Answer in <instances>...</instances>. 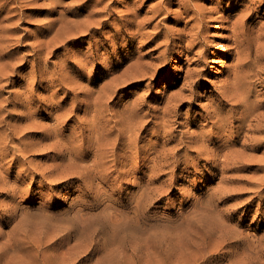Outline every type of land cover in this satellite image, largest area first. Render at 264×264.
Segmentation results:
<instances>
[{"label": "rangeland", "instance_id": "374dc122", "mask_svg": "<svg viewBox=\"0 0 264 264\" xmlns=\"http://www.w3.org/2000/svg\"><path fill=\"white\" fill-rule=\"evenodd\" d=\"M6 1L7 0H0V63L6 64L7 62L6 70L8 73L7 77L3 76L0 83V104L3 107L0 116H5V118H7L6 121L10 120L9 122H11L12 126L8 121H5L7 124L4 122L1 131L3 128L4 130L7 129L8 131L3 130V132L9 133L10 135L12 134L11 130L16 128L19 131L15 134L16 136H13H15V138L20 136L21 140L9 142L12 146V150L8 153L9 155H4V157L6 156L5 158L2 157L0 170L3 172H7L8 170V176L12 179L15 178L18 174V168H20L24 161L20 159L19 162V160L15 159L14 150L20 148L22 144L25 146L28 140L29 144L27 143V146L29 149L33 148L30 144L33 143L36 145V147H34L38 148L41 143L40 140H42L43 137L42 125L47 126V123L49 124L51 120L50 117H44V115H46L45 106L39 112H32L34 111L33 105L39 103L37 100L38 96L39 98L47 96L48 100H45L46 103H44V105H46L60 99L63 95L62 92L58 93V95H55L52 99L50 96L56 87L47 89L46 79L40 80L41 77H38L35 81L36 83H32V87H30L32 79L30 71H32V66L34 64L36 65L37 74L39 75L47 60L50 61V63L54 61L63 62L65 58H69L77 51V53H75L76 55H73L74 57L71 56V58H69L71 63H76L73 60L75 59L76 61V56L79 59L83 56L85 57V52L95 50L96 45H100L101 42H106L107 45L112 46H110V48L96 50L99 55L94 60V64L91 61H88L87 65L84 64V68H86L84 69V78H82L84 83H87V81L94 76L96 79L95 87L97 88L104 82L107 83L114 75L121 74L129 64L136 61L152 65L151 68L153 71H151L155 72L151 80L149 77H144L120 85V90L115 93L114 97L110 98V107L117 110L119 114L117 115L116 112L113 118L116 119L119 117L120 123L123 121L127 123L128 120L126 119H128V117L126 118V116L129 115L128 113L132 110L131 108L137 105L138 107H135L137 114L140 115L141 113L140 116H143L145 115H142L144 111L146 114H153L152 117L154 122H152L156 125L154 128L155 130L153 129L154 132L149 131L150 133L141 143L149 142L151 137L152 140L154 139V141H156L157 139L158 142H162L166 147L168 146V148L176 150V148L188 146L192 141H188L192 134L196 137V142L199 138V143L193 140V143L191 142L192 144L189 145L191 147L193 145V148L190 147L189 149H195V153H191V151L189 153L190 158L194 161L193 164L185 163V156H182V163L180 162L179 169L176 170L173 175L169 167H165L159 172L169 171L166 174H160V176L155 177L156 180L153 184L158 188L164 180H167V182L163 184V187L155 192L154 198L155 196L156 198L153 199L154 203H152L151 207L153 220L155 223L157 221L156 226L158 228L156 227L155 230L152 231L153 235L151 239L137 249L138 255L136 258L134 257V260H132L133 256L130 255L131 250L126 253V255L131 258L130 264H264V193L260 195L259 198L253 197V195H256L255 192L258 190L261 179L264 177V142L262 144V141L256 139H254V141L251 139L253 141H246L248 146H245V141L240 138L239 134V136L236 134L238 132L235 129H233V132L232 130H227V133L220 132V130L215 128L213 122L218 120V117L212 115L211 109L213 102L218 98L219 91L217 92V90L221 87L220 85H223L224 80H229L231 74H234V71L237 69L233 63L236 64V59H238V57L248 53L246 56H250V59H247L251 61V63H246L243 68L245 69L247 67L245 69L246 71H248L249 68L251 70L247 72V76L250 74L248 80L254 87L251 100L253 102L256 101L254 103H261L258 105L264 110V84H261V79L263 78L262 80H264V71H261L264 70V51L261 49H264V47L257 46L262 40L264 42V38H262L264 36V34H262L264 33V0H182V2L181 0H172L165 5L168 8H165V11L164 9L158 11L159 8L157 5L165 3L166 0H89L88 3L90 6L85 7L78 15L71 13L73 6L75 7L76 5V3L72 5V0H55L56 2L52 0V3H49L50 0ZM110 2L113 14L109 18L111 25L108 26V28L102 29L101 32L92 30L82 35L78 33V36L69 33L68 36L64 35L65 37H62V40H65L64 42L58 44L51 42V47H47L46 51L43 45H38L42 40L50 39L54 37V34L56 35L55 32H58L62 24L61 20H57L61 15L67 16V19L70 17L69 20L74 22L78 21V23H80L90 10L95 7L96 9L100 8V10H102V6ZM157 2L160 3L158 4ZM94 3H96L95 6L93 5ZM52 6H54L53 9H51ZM246 8L250 11L246 10L247 15L245 14L244 16L243 12H245ZM199 12L205 14H200ZM106 15L107 14H102V18ZM98 16L99 15H95L94 17L97 18ZM236 16L239 17L237 18ZM234 20L238 22L242 21L243 23H236ZM51 21H56L53 26L51 25ZM78 23L76 22V24ZM233 24L236 25L234 26ZM47 28L51 29L48 30ZM233 28L235 30L237 28L239 29L235 31ZM239 30L243 31V33L241 31L242 35H239ZM244 31L247 33L245 34ZM72 32H74V29ZM254 34L256 35V39H254ZM257 34H260V37L257 36ZM236 35L241 37V39ZM192 36L194 37L192 38ZM193 39L195 42L191 43ZM166 40H172L173 42L170 46H166L164 45ZM242 41L244 42L242 43ZM263 42L261 45H263ZM243 44L246 47L249 46L247 49H250H245L246 47ZM41 46H43L44 52L53 50L52 52H54V54L52 53L51 55L50 53L47 55V53H45V55H42L44 52L39 49ZM114 48L117 52L114 62H118V65L115 66L116 71L107 69L106 71H102L100 75L97 74V65L107 66L103 58L109 56V52H113ZM165 48L167 49L165 50ZM238 49H243L245 51L242 50L241 55H239L237 53ZM38 50L41 51L39 52ZM250 50H252V53ZM255 51L257 52L255 53ZM38 55H40L41 58H38ZM235 55H238V57ZM44 56L47 58H45L46 60ZM160 57H163L165 61H162ZM254 58L258 61H255ZM89 62L92 65H90ZM78 64L80 65V63ZM258 64L259 66L262 64V66L257 67L256 65ZM7 65H9V67ZM79 65L78 67H80ZM254 66L257 69H255ZM257 70H260V72H257ZM75 73L76 70H73L70 74L75 75ZM196 76L199 78H195ZM187 80H190L188 81L190 84L186 82ZM26 83H28V86L30 84V86L28 87ZM189 85H191V87ZM248 85L249 82L244 84L246 87H248ZM188 86L190 88L193 87L192 90ZM24 93L27 94L25 95ZM180 93L182 95H180ZM28 94H34L37 98L30 97V101H27L24 105L13 104L16 99L18 100L19 97L21 98ZM189 96L191 99H189ZM6 97H8V99ZM211 99H213V101ZM259 99H262L263 102ZM9 102H11L10 105L8 104ZM63 104L69 105L70 100L63 102ZM26 105H29V107ZM172 108L176 110L178 108V115L176 117L171 115ZM89 110L92 111L93 107ZM208 112H211V114ZM26 115H29V118ZM160 115L164 119L160 118ZM108 116H110V114H108ZM36 117V122L34 120L31 121V118L33 119ZM124 117L126 119H124ZM152 117L144 116V118L148 120ZM144 118L142 120L146 121ZM39 119L40 121H37ZM138 120H141L139 116ZM238 122L239 121L235 122V124ZM86 127L89 128V124H87ZM172 127L174 128L173 131ZM9 128L11 130H9ZM188 128L190 129L189 132L187 131ZM204 129L205 131H203ZM183 131L186 132L184 133ZM65 132L64 134L66 137L68 136L67 138L75 136L76 134L71 125L66 127ZM85 133L87 134L88 131L86 130ZM230 135L231 137H228ZM234 135L236 136L234 137ZM22 136H24V141H22ZM180 136L182 138H180ZM26 138L28 140H26ZM38 139L40 140L38 141ZM31 140L33 141L31 142ZM44 140L41 146L53 141L54 138H52L51 141L49 139ZM120 140V152H122L123 149L126 148L128 140L124 138ZM201 143L206 146V152H211V154L215 152V154L219 155V157L215 156V158L217 157V162H221L214 165L215 167L211 164L212 155L206 154V152L203 153V157L201 156L200 160L195 158L196 149ZM236 144L238 148L235 147ZM252 145L258 148L255 149ZM231 147L235 149L234 151H243L245 153L242 157V162L240 161V163H237L240 165L241 163H248L249 167L246 164L245 166H239L236 162L231 163L224 160L223 153L232 150ZM242 147L244 148L243 150L240 149ZM35 148L25 153L27 160H33V158H35L33 160L34 163L33 161L31 163L32 167L39 166L38 164H40L41 167H46L54 163L52 162V158L46 155L44 156L43 151L36 150ZM209 148H211L212 151L209 150ZM182 152L184 153V150H182ZM13 155L14 157L12 158L11 156ZM204 155L207 156V158H205ZM220 155L222 157H220ZM42 158L43 160H41ZM209 158L210 160H208ZM222 163L224 165H222ZM186 166H188L187 169L185 168ZM228 167H230V169ZM222 169H225V173H223L224 170ZM149 172L151 173V171ZM212 173L216 174V176ZM59 175L63 176L65 174ZM68 177L69 176H63L62 180L47 181L46 184L41 185L39 182L35 183L32 180V175H28L22 185V187L25 185L24 187L27 186L26 188H29L27 192L24 193L25 195L23 193H17L16 196L14 195L3 201L4 204H9V206L11 205L13 208L15 207V209H17L14 211L17 216L14 214L15 216L13 215L11 219L8 218L7 222L0 225L2 232L8 231L12 237L20 241H43L42 244H44V246L55 245L53 244L55 239L73 228L71 223H74V218L79 216L76 214L84 208L81 197L78 195L79 193L69 194L67 190L64 192L60 191L59 188H61L62 185L58 187V182L67 180ZM148 178L147 176L146 180ZM170 178L173 181V186L171 185V187L167 184L171 182ZM139 182H141V180L131 176H120V187L122 186V188H120V200L124 199V201H128L125 198L126 196H134L137 192L140 194L139 192H141V189L138 188ZM50 183L53 184L51 185ZM122 193L124 194V198H122ZM250 196H252V200L249 199L251 198ZM2 199H4V196L0 195V200ZM127 204H129V201ZM23 209L24 211H22ZM47 209H49V211ZM101 209L102 206L94 210L84 208L89 214L98 213ZM62 210L66 212L65 215ZM126 210L128 209L120 206V212ZM47 211L48 213H46ZM52 213L54 215H52ZM58 215H62V217H58ZM82 221L83 220H78L79 223ZM2 238L3 237L0 239ZM74 243L75 242H70V245Z\"/></svg>", "mask_w": 264, "mask_h": 264}, {"label": "bare ground", "instance_id": "6f19581e", "mask_svg": "<svg viewBox=\"0 0 264 264\" xmlns=\"http://www.w3.org/2000/svg\"><path fill=\"white\" fill-rule=\"evenodd\" d=\"M8 1L20 2V0H7L6 2H8ZM171 1L172 0H166L165 3L161 2L162 4L157 5V7L159 8L158 11H161L162 9H164V11H165V8H167V6H165V5L168 4L167 2H171ZM6 2H4V3H6ZM72 2H73L72 5L76 3L75 7L73 6V9L71 10V13L74 15L80 14V12L85 7L90 6V4L88 3L89 0H85V1L84 0L83 1L82 0H72ZM181 2H182V0H181ZM49 3H52V0H50ZM185 3H186V1H185ZM55 4H58V3H55ZM93 5L95 6L96 3H94ZM70 6H71V4H70ZM102 7H103L102 10H100V8L96 9V7L93 8L92 10H90L86 14V16H84V19L82 21H80V23H78V21H76L78 24H76V22H74V21L69 20L70 17L67 19V16L61 15V17L58 18L57 20L58 21L61 20L62 24L61 25L59 24L60 27H59L58 32H55L56 35L54 34V37H52L50 39L42 40L40 43H38V45H43L45 47V51H46V48L51 45V42H53L55 44H58L60 42H64L65 40H62V37L64 35L68 36L69 33H71V35L76 36L78 33L82 35V34L89 33L92 30L95 32H101L102 29L108 28V26L111 25L109 22V18L113 14L111 2L105 4ZM157 7H156V9H157ZM53 8H54V6L51 7V9H53ZM154 9H155V7H154ZM216 9H217V7H216ZM246 10H248V9L246 8L245 12H243L244 16L246 14ZM248 11H250V10H248ZM214 12H215V10H214ZM241 12H242V9H241ZM199 13L202 14L203 12H199ZM205 13H203V14H205ZM102 14H107V15L104 16V18H102ZM95 15H99V16L97 18H95L94 17ZM239 15H241V14H239ZM248 15H250V14H248ZM236 17L238 18L239 16H236ZM242 20H245V19H242ZM124 21H125V19H124ZM239 21H240V19H239ZM54 22H56V21H54ZM54 22L51 21L52 26H53ZM235 22L237 23L238 21L236 20ZM64 23H65V25H64ZM238 23L242 24L243 22L241 21ZM50 29H48V30H50ZM73 29H74V32H72ZM197 29H198V27H197ZM238 29L239 28H237L236 30H238ZM261 29H263V28H261ZM241 31L239 30V35L240 34L242 35L243 31H242V33H241ZM250 31H249V33H250ZM182 32H183V30H182ZM197 32H199V31H197ZM244 33H245V31H244ZM249 33H248V35H249ZM256 33H258V32H256ZM180 34H181V31H180ZM262 34H264V33H262ZM189 35L191 36L190 33H189ZM234 36H235V32H234ZM245 36H247V35H245ZM257 36L260 37V34L259 35L257 34ZM7 37H9V36H7ZM193 37L194 36H192V38ZM197 37H199V36H197ZM252 37H249V38H252ZM238 38L241 39V37H238ZM262 38H264V36ZM254 39H256V35H255ZM236 40H238V39H236ZM257 40H258V38H257ZM172 42H173L172 40L171 41L166 40L164 45L170 46V44H172ZM193 42H195L194 39L191 43H193ZM243 42L244 41H242V43ZM253 42L256 43L255 41H253ZM262 42H263V40L257 46H259V47L263 46L264 47V42H263V45H261ZM254 45H256V44H254ZM43 46H41V48H39V49L43 50L44 49ZM110 46H112V45H107L106 42H101L100 45H96L95 50L85 52L86 56L85 57L83 56L84 57V58L82 57L83 59L82 58L79 59L76 56V61H75V59H73L74 62H76V63H73V62L71 63L69 58H71V56H73L75 53H77V51H75V53L72 54L69 58H65L63 60V62L62 61L61 62L60 61L59 62L54 61V62L50 63V61L47 60V61H45L44 67L41 71V74H39V75L37 74L36 65L34 64L32 66V71H30V73L32 74L31 86L29 84L30 87H32V83L34 84V82L36 81V79L38 77H41L40 80L46 79V88L47 89L52 88V87H56L54 92L50 96L51 98L54 97L55 95H58V93H61V92L63 93V95L60 99L44 105V103H46L45 100H48L47 96L46 97L45 96L40 97V98L38 96V98H37L36 96H34V94H32L33 96L29 95V94L27 96H25L27 93L26 94L24 93L25 97L20 95L22 97L21 98L19 97L18 100L16 99V101H14L13 104L14 105H24L27 101H30L31 98H37L39 103L33 105L34 111H32V112H34V113L39 112L45 106L46 115H44V117L45 118L50 117L51 122L49 124L47 123V126L42 125L43 137H42V140L38 139V141L40 140L42 143L44 139H49L51 141V139L54 138V140L49 142V143H46L44 145L42 144L43 146H41V143L39 142L40 144H39L38 148H35L36 145H34L33 143L30 145H32L33 148H35L36 150L43 151L44 152L43 155L44 156L46 155L47 157L52 158V162H54V163L51 164L50 166H46V167L45 166L41 167L40 164H38L39 166H33L32 167L31 163L35 158H33V160L32 159L27 160V158H26L27 156L25 157L26 152H30L33 150V148L29 149V147L27 146V143L29 144V140L26 138V140H28V142H26V145L24 146V144H22L20 146V148L14 150L15 159L19 160V162H20V159H23V161H24L21 164L20 168H18L19 170H18L17 176L12 179L7 174L8 170H7V172H3L0 170V195L4 196V199L0 200V202H1V204H0V225H3L5 222H7L8 218L11 219L13 217V215L15 214L14 211L17 210V209H15V207L13 208L11 205L9 206V204H4L3 201L9 197L11 198L14 195L16 196L17 193H21V194L23 193L24 194L27 192V189H29V188H26L27 186L24 187L25 185L22 187V185L24 184L26 177L28 175H32V180L35 183L39 182L41 185L46 184L47 181H51V182L52 181H58L59 179L62 180L63 176H69L67 178V180L58 182V187H60V185H62L61 188H59L60 191L64 192L65 190H67V192L69 194H75L76 192L79 193L78 195L81 197V202L83 203L85 209H93L94 210V209L99 208L100 206H102V209L98 213L89 214L88 212H86L84 210V208H82L76 214L79 216H76V218H74V220H73L74 223L73 222L71 223L72 224L71 226L73 228L72 229L69 228L70 230L68 232L66 231L67 233H65L62 236H60L59 238L55 239V241L52 240V241H54L53 244H55V245H45L44 246V244H42L43 241L41 242V241H34V240L33 241L28 240L27 242L25 240L24 241L22 240L23 241L22 242L19 239L12 237L10 235V232H8V231L2 232V230L0 229V238L3 237L2 239H0V264H130L131 258H130V256L126 255V253H128V251L131 250L130 255L133 256L132 260H134V257L136 258L138 255L137 249L140 248L141 246H143L145 242H148L151 239V237L153 235L152 231H154L155 228L157 227L156 226L157 221L155 223V221L153 220V213L151 212V207H152V203H154L153 199L156 198V196L154 198L155 192L158 191L159 188L163 187V184H165L167 182V180H164L158 188L157 186H155L153 184L156 180L155 177L160 176V174L161 175L166 174L169 170L163 171L161 173L159 172V171H162V169H164L165 167H169V169L173 175L175 173V171L179 169L180 162L182 163V156L183 157L185 156V158H184L185 163L193 164L194 161H192V158H190V156H189L190 151H191V153L195 151V149H189L191 147L189 145H191L193 143L192 141L194 140L196 142V140H195L196 137L193 134L190 136V140L188 139V141L192 140L191 141L192 143L190 142V144L188 146H185L184 148H176V150H174L173 148H168V146L166 147L165 144H162V142H158L157 139H156V141H154V139L152 140L151 137L149 139V142L147 141L145 143H141L142 140L146 139V136L150 133L149 131H153V129L156 127V125H155V123L153 124V122H154L153 117H152L153 114L152 115L150 113L146 114V113H144L145 111L142 113V115L145 114L143 116H140L141 113H140V115L137 114V111L135 108L137 105L136 106L134 105V108H131L132 110L130 109L131 111L128 113L129 115L126 116V118L128 117V119H126L124 117V119L128 120L127 123H125L126 121L125 122L123 121L120 123L119 117L116 119L113 118V115L116 112H117V115H119V114H118L117 110L110 107V98L114 97L115 93L120 90L121 84L124 85V84L136 81V80H138L140 78H144V77H146V78L149 77L150 80H151V78L153 79L155 72H152L153 71L151 68L152 65H148L147 63L138 62V61L131 63L124 69V71L121 74L119 73L117 75H114L107 83L104 82L103 84H101L97 88L95 87L96 79L94 76H92V78H90L87 81V83H84L82 81L83 80L82 78H84V69H86V68H84V66H85L84 64L87 65L88 61H91L94 64V60L99 55L98 51H96V50H99L101 48H108V47L110 48ZM248 47H246L245 49H247ZM256 48H258V47H256ZM166 49L167 48H165V50ZM249 49H247V50H249ZM41 50H38V51L40 52ZM242 50L238 49V51L237 50L236 51L239 55H241ZM259 50H260V48H259ZM259 50H258V52H259ZM261 50L264 51V49H261ZM52 51L53 50H50L48 52H44V50H43L44 53L42 55H45V53H47V55L51 53V55H52V53L54 54V52H52ZM243 51H245V50H243ZM164 52H163V54H164ZM250 52L252 53V50H250ZM256 52L257 51H255V53ZM107 53H108V51H107ZM204 53H205V50H204ZM259 53L261 54V52H259ZM109 54H110L109 56L103 58V61L107 63V66H102L100 64L97 65V67H98V70H97L98 73L97 74L100 75V73H102V71H106L107 69L112 70V71L115 70V66L118 65V62L117 63L114 62V59H115L116 54H117L116 49L114 48L113 52H111V53L109 52ZM199 54H201V53H199ZM246 54L248 55V53H246ZM246 54H243V56H241V57H238V55L237 56L235 55L236 57H238V59H236L237 60L236 64L233 63V65H235V67L237 68V69L235 68L236 71H234L235 75L231 74V76H230L231 78L229 80H226V81L224 80L223 85L222 84L220 85L221 87L219 88V90H217V92L219 91L218 92V98L216 99L215 102H213V104L211 103L212 104L211 109H212V113H213L212 115L218 117V120H215L213 118L215 120V121H213L215 128L220 130V132L221 131L226 132L227 130H229V131L232 130V132H233V129H235L238 132L236 134L237 135L239 134L240 138H242L245 141V146H248L246 141L251 140V139H253V140L256 139L258 141H262V144L264 142V110L262 108H260L258 105L261 103H254L256 101L253 102L251 100V96H252V92L254 90V87H253V85H251V82L248 80L250 78V76H249L250 74L248 75L249 77L247 76V72H250L251 70L249 68L248 71H246L245 69L247 67L245 69L243 68L246 63H251V61H248V59H247V58L250 59V56H246ZM38 56H39L38 58H41L40 55H38ZM263 56H264V53H263ZM45 58L46 57L44 56V59ZM160 58L162 61H165L163 57H160ZM254 60H255V58H254ZM2 61H4V60H2ZM255 61H258V60H255ZM77 62L80 63V65ZM8 63H9V61H8ZM6 64H7V62H6ZM6 64L2 63V62L0 63V83L2 81L3 76L7 77V74H8L7 70H6ZM77 64L80 67H78ZM89 64H90V62H89ZM90 65H92V64H90ZM7 66L9 67V65H7ZM93 66H95V65H93ZM256 66L258 67L259 64ZM260 66H262V64ZM8 67H7V69H8ZM87 67H89V66H87ZM255 69H257V68L255 67ZM73 70H76L77 74L75 73V75H71L70 73ZM261 71H264V70H261ZM257 72H260V70L259 71L257 70ZM111 73H113V72H111ZM193 78H194V75H193ZM195 78H199V77L196 76ZM262 79H261V81H262L261 84L263 85L264 80H262ZM188 81H190V80H187L186 82H188ZM248 82H249L248 87L244 86V84L245 83L247 84ZM28 83H26L27 86H28ZM191 84H192V82H191ZM189 86L191 87V85H189ZM243 86L246 88H244ZM192 88H190V89L192 90ZM184 90H185V88H184ZM215 92H216V90H215ZM181 93H180V95L183 94V93L182 94ZM175 96H177V95H175ZM6 98L8 99V97H6ZM177 98H179V97H177ZM189 99H191V97ZM68 100H70L69 105L63 104V102H66ZM180 100H181V98H180ZM211 100L213 101V99H211ZM259 100H262V99H259ZM6 101H9V100H6ZM6 101H4V102H6ZM257 102H258V100H257ZM262 102H263V100H262ZM8 104L10 105L11 102H9ZM142 106H144V105H142ZM172 106H174V105H172ZM27 107H29V105ZM91 107H93L92 111L89 110ZM208 108H209V106H208ZM2 110H3V107L0 104V112ZM148 110H149V108H148ZM177 110H178V108H177ZM177 110L175 108L174 109L172 108L171 115L173 117H176L178 115ZM89 111H91V112H89ZM140 112H141V110H140ZM138 113H139V111H138ZM208 113L211 114V112H208ZM108 114H110V116H108ZM26 116H28V118H29V115H26ZM138 116H139V119H141V120H138ZM144 116H148V117H152V118H149V120H148V119H145ZM213 116H211V117H213ZM143 118L146 121L142 120ZM160 118H162L161 115H160ZM6 119L7 118H5V116L4 117L0 116V165H1L2 157H4V155H7L12 150L11 149L12 146L10 145L9 142L21 140L20 136H18V138H15V136H16L15 134L18 133L17 131H19L18 129L13 128L15 124L13 125L12 130L9 128V130H11V133H12L10 135H9V133L3 132L4 128L1 131V127L4 125V122L6 121ZM11 119H13V118H11ZM16 119H18V118H16ZM16 119H14V120L17 121ZM36 119H37V117L33 118V119L31 118V121L32 120L35 121ZM162 119H164V118H162ZM7 121L9 122L10 120H7ZM37 121H40V119ZM237 121H239V122L237 124H235V122H237ZM9 123L11 125V122H9ZM166 123H168V122H166ZM19 124H21V123H19ZM87 124H89V128L86 127ZM45 125H46V123H45ZM68 125H71L73 130L76 133L75 136H72V137L69 136L70 138H67L68 136L66 137L64 134V133H66L65 130H66V127H68ZM164 125H165V123H164ZM18 126H17V128H18ZM24 127H26V126H24ZM169 129H171V128H169ZM173 129L174 128L172 127V131H173ZM209 129H211V128H209ZM5 130H7V129H5ZM86 130L88 131L87 134L85 133ZM189 130L190 129L188 128L187 131L189 132ZM213 130H214V128H213ZM191 131H193V130H191ZM194 131H196V130H194ZM203 131H205V129ZM208 131H207V133H208ZM209 132H211V131H209ZM29 134H31V133H29ZM67 134H68V132H67ZM186 134L190 135L189 133H186ZM203 134H204V132H203ZM13 135H15V136H13ZM215 135H216V133H215ZM225 135H227V134H225ZM197 136H198V134H197ZM235 136L236 135H234V137ZM254 136H256L257 138ZM23 137L24 136H22V141H24ZM228 137H231V135ZM121 138L128 140V142L126 144V148L123 149L122 152H120V143H121L120 139ZM180 138H182V137L180 136ZM210 139H212V138H210ZM33 140H31V142ZM253 140H251V141H253ZM36 141H34V142H36ZM171 141H172V139H171ZM200 141H202V140H200ZM166 142H167V140H166ZM197 142L199 143V138H198ZM179 143H181V142H179ZM182 143H183V140H182ZM35 144H37V143H35ZM262 144H259V145H262ZM17 145H20V144H17ZM255 145H252L253 148H255V149L258 148V147H254ZM252 146H251V148H252ZM233 147H234V143H233ZM235 147H237V144ZM191 148H193V145ZM211 148H209V150H211ZM247 148H249V147H247ZM247 148H245V149H247ZM240 149L243 150L244 148L242 147ZM182 150H184V153L182 152ZM232 150H228L225 153L222 152L223 156H224L223 157L224 160L231 162V163H233V162H236V163L239 162L240 163V161L242 160V157L245 153L243 151H234L235 149H233V148H232ZM206 151H207L206 146L202 145V143H201V145H199V147L196 149V154H195L196 157L195 158L200 160L201 156L203 157V153H205ZM207 153L208 152H206V154ZM208 154L212 155L211 164L213 166L216 165L217 163L221 162V161L217 162L218 161L217 157H219V155L215 154V152L212 154L210 152ZM253 154L254 153L252 152V155ZM14 155L11 157L13 158ZM35 155H36V152H35ZM205 155H204V157L207 158V156H205ZM215 156H217V157L215 158ZM7 157H9V156H7ZM220 157H222V156L220 155ZM30 158H32V157H30ZM28 159H29V157H28ZM37 160H38V158H37ZM37 160H36V162H37ZM41 160H43V158ZM45 160H46V158H45ZM208 160H210V158ZM85 161H87V162H85ZM36 162H35V165H36ZM196 162H197V160H196ZM33 163H34V161H33ZM239 163H237V164H239ZM245 164L248 166V163H244V164L241 163V165H244V166H245ZM42 165H45V164H42ZM222 165H224V164L222 163ZM241 165L239 164V166H241ZM260 165H261V163H260ZM262 165H263V163H262ZM188 166H186L185 168L187 169ZM230 167H228V168L230 169ZM225 169H226V167H225ZM225 169H222V170H224L223 173H225ZM222 170H221V173H222ZM256 170H257V168H256ZM9 171H11V170H9ZM149 171H151V173ZM59 174H65V175L60 176ZM124 175L131 176V177H134L135 179L141 180V182H139V187H138L141 189V192H139L140 194H138V192H137V194L134 196H126L125 197L129 201V204H127L128 201H124V199L120 200V188H122V186L120 187V176H124ZM213 175L216 176V174H213ZM147 176L149 178L146 180ZM229 177H231V176H229ZM130 180H131V178H130ZM55 184L57 185L56 182H55ZM167 184L169 187H171V185L173 184L172 179H171V182H169ZM246 188H248V187H246ZM252 188H254V187H252ZM164 191H165V189H164ZM32 192H33V189H32ZM53 192H55V191H53ZM123 193H124V191H123ZM123 193H122V198H124ZM255 193H256V195H253V197L255 196V197L259 198L260 195H263V193H264V177L261 179L260 185L258 186V190ZM53 196H54V194H53ZM250 197L251 198H249V199L252 200L253 199L252 196H250ZM3 206H4V208H3ZM120 206L125 207L128 210L120 212ZM80 208H78V209H80ZM47 210L49 211V209H47ZM22 211H24V209ZM48 211L46 213H48ZM63 212L65 215L66 212L65 211H63ZM76 212H77V210H76ZM76 212H74V213H76ZM15 215L17 216V214H15ZM50 215H51V213H50ZM52 215H54V214L52 213ZM59 216L62 217V215H58V217ZM78 220H83V221L79 223ZM155 220H157V219H155ZM1 228H3V227H1ZM70 242H75V243L70 245ZM151 248H152V246H151ZM51 250H53V251H51ZM41 256H42V258H41Z\"/></svg>", "mask_w": 264, "mask_h": 264}]
</instances>
